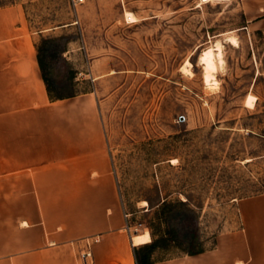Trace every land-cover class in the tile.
I'll return each mask as SVG.
<instances>
[{"label": "rangeland", "instance_id": "obj_1", "mask_svg": "<svg viewBox=\"0 0 264 264\" xmlns=\"http://www.w3.org/2000/svg\"><path fill=\"white\" fill-rule=\"evenodd\" d=\"M0 11L20 14L49 96L98 112L127 232L152 240L139 258L233 246L257 227L242 208L264 204V0H0ZM216 42L226 71L210 93L198 60ZM0 193V264H92L88 240L46 229L41 198Z\"/></svg>", "mask_w": 264, "mask_h": 264}, {"label": "crops", "instance_id": "obj_2", "mask_svg": "<svg viewBox=\"0 0 264 264\" xmlns=\"http://www.w3.org/2000/svg\"><path fill=\"white\" fill-rule=\"evenodd\" d=\"M19 21L0 11V190L41 198L46 229L81 249L88 240L92 264H138L134 251L145 245L124 228L99 114H84L81 99L49 96L34 39ZM248 207L242 218L258 225L236 233L233 246L221 238L214 249L146 264H264V204Z\"/></svg>", "mask_w": 264, "mask_h": 264}, {"label": "clouds", "instance_id": "obj_3", "mask_svg": "<svg viewBox=\"0 0 264 264\" xmlns=\"http://www.w3.org/2000/svg\"><path fill=\"white\" fill-rule=\"evenodd\" d=\"M211 3H225V0H210ZM231 0H227L230 3ZM233 44L237 41L233 40ZM224 57V49L220 44L214 45L206 49L200 56L198 60V66H201L205 74V85L206 90L210 93H215L219 91V82L215 79V74L217 72L223 74L226 71ZM183 72V70H182ZM247 107L251 108V104H247ZM152 240L150 237H146L144 244H151ZM142 245V246H143Z\"/></svg>", "mask_w": 264, "mask_h": 264}, {"label": "bare ground", "instance_id": "obj_4", "mask_svg": "<svg viewBox=\"0 0 264 264\" xmlns=\"http://www.w3.org/2000/svg\"><path fill=\"white\" fill-rule=\"evenodd\" d=\"M127 18H129L131 21H134L135 19H134V16L133 15H131V14H127ZM229 40L232 42L233 40H235L234 39V37H232V36H230L229 37ZM236 41V40H235ZM238 42V41H237ZM217 44H220L219 42H216V44L215 45H217ZM221 45V44H220ZM236 45H237V43H236ZM210 47H212V46H210ZM209 48V47H208ZM208 48H206V49H208ZM205 49V50H206ZM205 50H203V52L205 51ZM202 52V53H203ZM201 53V54H202ZM201 56V55H200ZM200 56H199V58H200ZM146 237H150V234H149V232L148 231H146V232H143V233H141V234H137V235H134L133 236V243L134 244H139V243H143L144 241H145V238Z\"/></svg>", "mask_w": 264, "mask_h": 264}, {"label": "built area", "instance_id": "obj_5", "mask_svg": "<svg viewBox=\"0 0 264 264\" xmlns=\"http://www.w3.org/2000/svg\"><path fill=\"white\" fill-rule=\"evenodd\" d=\"M82 0H74V2H81ZM130 216V213L129 212H126L124 211V217H125V220H126V223H125V229L131 234L132 232V224H130L128 222V217ZM134 230H136V228H134Z\"/></svg>", "mask_w": 264, "mask_h": 264}, {"label": "trees", "instance_id": "obj_6", "mask_svg": "<svg viewBox=\"0 0 264 264\" xmlns=\"http://www.w3.org/2000/svg\"><path fill=\"white\" fill-rule=\"evenodd\" d=\"M51 97H52V96H51ZM144 247H145V246H144ZM142 248H143V247H142ZM142 248H141V249H142ZM139 250H140V249H139ZM137 252H138V251L135 250V251H134V255H135L136 262H137L138 264H146V263L150 262V261L146 260L145 258H142V257L139 258V257L137 256Z\"/></svg>", "mask_w": 264, "mask_h": 264}]
</instances>
